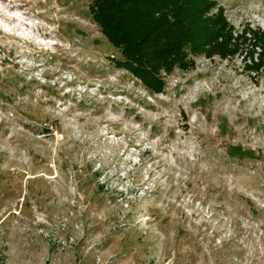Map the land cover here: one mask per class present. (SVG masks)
<instances>
[{
	"label": "rangeland",
	"instance_id": "rangeland-1",
	"mask_svg": "<svg viewBox=\"0 0 264 264\" xmlns=\"http://www.w3.org/2000/svg\"><path fill=\"white\" fill-rule=\"evenodd\" d=\"M96 1L0 0V264H264L259 50L147 86ZM195 1L264 33V0Z\"/></svg>",
	"mask_w": 264,
	"mask_h": 264
},
{
	"label": "trees",
	"instance_id": "trees-1",
	"mask_svg": "<svg viewBox=\"0 0 264 264\" xmlns=\"http://www.w3.org/2000/svg\"><path fill=\"white\" fill-rule=\"evenodd\" d=\"M209 6L195 0H97L90 11L93 22L120 48L122 58L115 62L147 86L161 84L155 79L159 69H185L190 54L224 57L227 46L235 52L245 49L251 57L258 49L263 62L264 33L246 26L237 34L219 8L208 16L214 7Z\"/></svg>",
	"mask_w": 264,
	"mask_h": 264
}]
</instances>
